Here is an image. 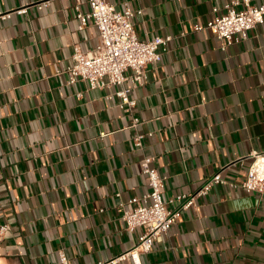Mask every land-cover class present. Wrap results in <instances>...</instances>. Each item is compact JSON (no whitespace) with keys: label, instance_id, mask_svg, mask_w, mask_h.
Segmentation results:
<instances>
[{"label":"crops","instance_id":"1","mask_svg":"<svg viewBox=\"0 0 264 264\" xmlns=\"http://www.w3.org/2000/svg\"><path fill=\"white\" fill-rule=\"evenodd\" d=\"M44 1L50 6L37 11ZM107 2L142 12L139 40L173 37L133 90L134 114L120 108L116 88L67 84L75 45L92 53L100 43L95 25L80 28L76 2L0 0V14L28 8L0 22V226H11L0 264H60L59 252L70 264H97L133 250L142 231L125 229L120 204L149 192L146 156L165 175L169 202L194 196L222 170L241 184L252 154L264 152V24L223 50L224 41L194 26L231 0ZM80 8L89 11L84 0ZM133 116L147 135L143 150L133 145ZM140 262L264 264V194L214 187Z\"/></svg>","mask_w":264,"mask_h":264},{"label":"built area","instance_id":"2","mask_svg":"<svg viewBox=\"0 0 264 264\" xmlns=\"http://www.w3.org/2000/svg\"><path fill=\"white\" fill-rule=\"evenodd\" d=\"M66 1L76 2L74 8L80 28L84 29L93 24L100 38V43L92 53H85L75 45L71 55L72 62L65 71L67 84L76 85L83 82L88 91L116 88L115 95L121 101L120 108L134 114L137 101L131 97L133 90L143 86L148 80L149 66L162 62L173 37L139 40L134 30V19L142 12H135L130 8L119 10L107 0H84L89 6L86 13L80 8L83 0ZM49 6L50 1H44L34 7L42 12ZM27 11L28 8H24L0 14V22H6L12 14L25 15ZM225 11L224 14L218 15V9L214 8L213 19L202 26H194L195 32L209 31L217 39L224 41L223 50L247 40L250 30L264 24V4L255 6L251 4V0H231L225 6ZM129 72L132 74L128 78ZM128 80L132 84L131 87L126 86ZM78 97H81V94H78ZM140 125V119L133 116L131 129L135 131L133 145L136 150L144 149V140L147 138V135L140 131ZM251 159L247 177L241 184L224 179L222 170L194 196L182 194L166 202L163 197L166 177L161 176L154 167V157H144L141 170L148 179L149 192L120 204L125 229L130 233L137 229L142 231L138 244L126 254L97 264H122L128 261L141 264V256L149 254L157 240L168 235L172 227L181 220L183 213L194 207L197 199L207 196L216 186H229L233 189H243L247 193L264 194V152H254ZM116 196L120 197L119 194ZM175 203L182 205L176 210H171L169 205ZM10 230L9 224L0 226V241ZM59 259L60 264H70L64 252H59Z\"/></svg>","mask_w":264,"mask_h":264}]
</instances>
